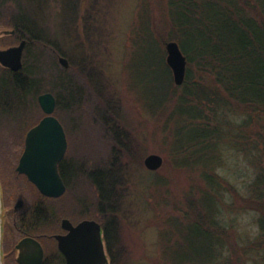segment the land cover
<instances>
[{"label":"trees","instance_id":"1","mask_svg":"<svg viewBox=\"0 0 264 264\" xmlns=\"http://www.w3.org/2000/svg\"><path fill=\"white\" fill-rule=\"evenodd\" d=\"M8 1L2 0V4ZM56 1L64 9L61 25L68 31L72 25L73 31L77 29L75 22L82 15L83 0H34L31 54L20 70L0 67V128L7 140L0 150L4 202L12 204L24 191L32 202L40 204L38 213L27 220L33 233L41 232L58 213L53 207L45 210L41 205L60 199L42 195L25 176L22 181L26 186H22L15 170L27 132L46 115L39 95L52 91L57 98L54 113L65 125L69 139L76 138L77 145L103 153L97 160L78 153L82 164L79 181L81 178L87 187L95 183L97 190H78L76 199L84 205L96 200L99 218L105 222L110 219L108 212H113L111 226L117 236L120 217L115 189L122 179L119 172L124 169L120 160L126 157L131 163H143L146 148L127 126L123 99L110 98L103 81L91 70L93 63L88 56L81 60L74 47L63 46L53 38L52 28L39 21L53 10ZM18 2L26 11L22 0ZM158 3L155 15L160 17L155 20V28L150 30L147 22L139 28L144 51L140 67L149 71L151 101L146 109L154 118L165 117L163 130L169 133L166 138H172L169 164L176 170L201 171L207 183L200 199L188 197L189 214L193 213L190 222L169 234L170 243L177 234L181 237L174 249L179 259L167 253L169 264H264V0ZM167 40L178 41L188 58L182 85L175 83L167 63ZM59 54L70 59L69 67L60 64ZM130 88L134 87L130 84ZM231 148L247 154L256 168L246 193H240L215 172ZM69 153H73L70 148L67 156ZM225 208L257 212L258 232L253 239H239L234 232L231 237L236 224L228 221Z\"/></svg>","mask_w":264,"mask_h":264},{"label":"rangeland","instance_id":"2","mask_svg":"<svg viewBox=\"0 0 264 264\" xmlns=\"http://www.w3.org/2000/svg\"><path fill=\"white\" fill-rule=\"evenodd\" d=\"M158 2L159 0H83L80 5L82 15L76 22L71 18V21L76 23L77 29L74 31L72 30L74 25L69 27V31L61 25L63 19L60 14L64 9L60 2H53V10L46 14L47 17H41L46 18L52 28L53 38L59 39L67 48L74 47L81 60L84 55L88 56L91 65L93 63L91 70L93 69L96 76L103 81V85L106 86L104 89H108L106 92L110 98L123 99L127 112V126L146 148L143 163L139 161L131 163L126 157L120 160L124 169L119 172L122 177L120 185L115 187L120 217L116 237H120L121 248L124 249L119 256L124 257L119 264H169L171 261L167 258L168 255L179 259L174 249L181 237L177 234L170 243L169 234L177 233V226L179 229L181 225L190 222L189 216L193 213L189 214L191 207L188 197L192 195L200 199L203 189L207 186L201 171L191 173L185 169L176 170L172 163L169 164L172 156L168 144L172 138L170 140L166 138L169 133L163 130L165 117L159 115L154 118L146 109L151 101L148 96L149 71L140 67L144 51L141 49L139 28L145 22L150 30L155 28V20L160 17L159 14L155 15L156 10L158 12ZM78 33L80 35H77ZM75 40H78L76 44ZM151 75L155 76V71H152ZM130 84L134 88L131 89ZM113 89L119 90V93L113 92ZM93 133L94 136L98 135V132ZM5 137L0 128V150L2 143L7 141ZM70 142L74 150L72 154L82 152L83 155L93 156L96 160L103 154L91 151L87 146L77 145L76 138H70ZM152 153L162 155L165 160L161 169L155 172H151L144 163L145 158ZM1 156L0 151V162L3 167ZM221 160L215 172L227 179L230 186L235 187L240 193H246L248 184L256 173V168L248 155L231 148L226 150ZM163 179L167 181L166 184ZM22 180L23 178L20 184L26 186ZM76 180L74 183L76 191L89 190L90 187L96 192L95 183L87 187L81 183V178L79 181L78 176ZM22 186L20 188H24ZM230 194L226 196L228 202L232 200ZM166 198L171 200H165ZM226 208L224 212L226 218L236 224L231 231V237H234L232 235L234 232L239 239H253L258 232L257 212L252 209L228 211Z\"/></svg>","mask_w":264,"mask_h":264},{"label":"flooded vegetation","instance_id":"3","mask_svg":"<svg viewBox=\"0 0 264 264\" xmlns=\"http://www.w3.org/2000/svg\"><path fill=\"white\" fill-rule=\"evenodd\" d=\"M2 3V0H0V49L18 46L25 41L22 54V62L24 66L27 57L31 54L29 37L31 36V32L34 30L35 23L34 0H22V3L26 5V11L21 10L18 0H9L5 5ZM39 21L43 22L44 26H49L46 18L40 17ZM0 67L5 66H3L0 62ZM69 148H71V142L68 137L67 151H69ZM71 149L74 151L73 148ZM67 154L68 152L59 162V171L65 183L66 190L58 197L46 196L48 198L60 199V201H52L48 204L43 203L41 205V207L45 208V210L46 208L50 209L53 207L58 211L55 219L51 220L47 226L43 227L41 232L33 233V228H30L29 225H27V220L38 213L40 208H38V206L40 204L32 202L26 196L24 191H21L17 195L12 204L4 205V233L2 238L3 264H23L20 261V257L21 253L26 250V246L21 245V242L27 238L36 239L41 243L44 250L41 264H68L67 255L61 249L57 236L68 235L70 233L71 224L73 226H77L84 220H96L100 223L102 233V249L105 254L106 264H119L121 258L124 257L119 256L120 252H123L124 249L121 248L122 244L120 243V237L115 236L114 228L111 226V224H113V219H111L113 212H108L110 219L105 222L103 218H99V205L96 200H93L90 204L84 205L76 199L77 195L75 194L76 188L74 183L77 181L76 178L80 167V157L78 153H70L68 156ZM20 158L21 155L19 157L18 164L20 162ZM18 164L15 167L17 177L20 178L25 176L29 180L26 174L19 173L17 171ZM29 182L31 181L29 180ZM19 197H22V201L19 203L18 207H16ZM89 238L92 237H87L85 243L81 242L80 244H69V248L76 250L79 253H89L90 250L93 251L94 249H98V244L90 242Z\"/></svg>","mask_w":264,"mask_h":264},{"label":"water","instance_id":"4","mask_svg":"<svg viewBox=\"0 0 264 264\" xmlns=\"http://www.w3.org/2000/svg\"><path fill=\"white\" fill-rule=\"evenodd\" d=\"M25 41L18 46L0 49V62L13 70H20L23 66L22 54ZM167 63L172 69L174 81L182 85L186 79L188 58L183 52L180 43L176 40L166 42ZM60 63L70 66L67 57L60 55ZM39 103L46 113L41 121L33 126L27 133L25 149L17 166L19 173H24L43 193L50 197L61 196L66 186L59 171V162L63 159L68 148V138L61 120L54 114L57 107V98L51 91L39 95ZM145 166L150 170H158L164 165V157L157 153L149 154L145 160ZM22 201L18 198L16 207ZM2 192L0 186V264L2 259ZM87 237L90 242L97 243L98 249L89 253L77 252L70 249L69 244L85 243ZM101 225L96 220H84L77 226L70 225V233L66 236L58 235L61 249L66 253L68 264H106L105 254L101 242ZM21 245L26 250L21 253L20 261L23 264H41L43 247L33 238L24 239Z\"/></svg>","mask_w":264,"mask_h":264}]
</instances>
